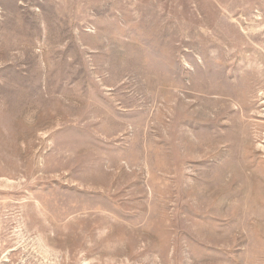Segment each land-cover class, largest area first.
<instances>
[{"label": "rangeland", "instance_id": "1", "mask_svg": "<svg viewBox=\"0 0 264 264\" xmlns=\"http://www.w3.org/2000/svg\"><path fill=\"white\" fill-rule=\"evenodd\" d=\"M0 264H264V0H0Z\"/></svg>", "mask_w": 264, "mask_h": 264}]
</instances>
